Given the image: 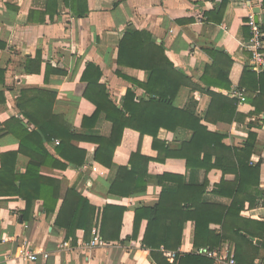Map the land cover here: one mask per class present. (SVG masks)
<instances>
[{"label": "crops", "instance_id": "0c3cea01", "mask_svg": "<svg viewBox=\"0 0 264 264\" xmlns=\"http://www.w3.org/2000/svg\"><path fill=\"white\" fill-rule=\"evenodd\" d=\"M262 4L263 0H87L89 13L79 18L64 0H0V172L2 155L17 152L20 148V140L5 128V123L12 118L24 119L18 106L24 90H44L55 94L52 115L69 125L72 134L82 137H109L112 132V123L105 118V113H101L94 122H87L97 109L85 96L88 84L82 80V75L88 64L101 68L103 75L100 82L106 85L110 99L120 108L129 88L135 90L137 101L149 99L137 85V82L148 81L149 72L118 65L119 45L129 30L150 32L154 40L165 48L175 67L202 88L191 90L183 87L176 105L185 109L191 105L193 108L191 101H196L194 111L202 123L211 132L225 134L224 144L233 148H242L250 131L254 132L257 138L249 165L256 166L261 162L259 171L248 181L246 191L236 195L230 192L233 186L218 192L222 180L231 185L237 182L233 171L223 172L217 167H187L186 159L179 157H170L162 163L151 161L146 177L147 190L122 197L111 193V187L120 169L130 166L132 153L139 150L143 156L150 158L159 155L153 147L152 136L140 137L137 131L127 128L121 145L115 150L111 167L96 160L98 145L91 140L79 138L71 141L69 147L87 153L85 164L77 166L58 154L56 148L61 141L53 139L46 142L45 147L68 167L43 166L40 172L62 182L57 208L46 213L43 201L38 199L25 217L27 202L23 197L5 192L7 190L0 193V264H22L20 253L25 249L50 254L48 258L40 256L35 264H157L151 251L142 244L146 219L141 223L138 237L133 239L132 235L135 211L159 203L162 186L157 176L163 173L182 175L189 185L207 182L200 203L215 206V209L207 210L205 216L206 220L212 218L208 230L219 237V240L214 239L215 244L210 242L212 239H206L197 245L196 223L189 220L184 226L181 246L173 252L184 256L197 254V249L201 247L229 248L236 257L240 256L238 264L241 258L246 261L242 264H248L252 257H255L253 264L264 261V229L259 228V224L264 222V113L260 117H248L244 123L224 121L217 112L208 116L212 97L206 91L211 89L228 96L227 92L231 89L208 88L203 82L206 68L213 65L207 50H217L233 61L230 66L232 88L241 87L244 69L249 66V53L244 47L250 36L246 22L253 11L259 10L258 14L262 16ZM30 61H35L33 66L30 65L34 71L27 68ZM39 65L40 72L36 71ZM47 65H50V75L46 79ZM56 69L66 73L58 74L53 71ZM116 70H121L132 81L119 77ZM211 75L213 80L214 72L211 71ZM243 88L246 89L247 100L238 102V111L249 114L254 110L251 100L256 93ZM85 117L88 120L83 126ZM26 122L24 119L23 123ZM249 122L253 123L252 128L248 126ZM28 128L35 129L32 124ZM192 135V131L178 128L174 132L161 129L158 137L167 143L170 150L179 151ZM75 148L64 151L74 152ZM216 159L214 156L208 163L213 165ZM30 160L27 155L19 154L15 173L25 174ZM233 160H224L221 164L228 166ZM94 166L97 172L93 170ZM5 176L13 182L10 174ZM257 176L259 184L255 185L254 177ZM70 187H75L99 209L108 204L127 208L123 215L121 241L106 242L103 247L91 249L88 247L91 236L86 238L84 230H78L75 239L66 238V230L56 221L62 199ZM258 189L263 194L257 199V205L251 206L250 198L258 197ZM236 197L244 202V206L239 212L236 210L228 215ZM189 207L190 212H196L191 202ZM222 217L225 224L219 221ZM239 226L262 235V238H250L258 246V251L240 239ZM244 252L246 255L243 256ZM168 261L179 264L177 256L174 261Z\"/></svg>", "mask_w": 264, "mask_h": 264}, {"label": "trees", "instance_id": "16d2710c", "mask_svg": "<svg viewBox=\"0 0 264 264\" xmlns=\"http://www.w3.org/2000/svg\"><path fill=\"white\" fill-rule=\"evenodd\" d=\"M86 1L64 0L66 6L79 18L89 13ZM262 5L264 8V0ZM207 53L212 58L213 65L206 68L203 82L208 88L231 89L230 66L233 61L224 52L207 50ZM34 64L35 61H30L27 65L28 70L34 71V69H30V65ZM118 65L149 72V79L146 83L137 82L149 99L137 101L135 90L129 88L125 95L124 105L120 108L110 99L106 85L100 82L103 75L101 68L92 63L88 64L82 75V80L88 84L85 96L97 109L89 120L84 118L83 126L86 124L84 123L86 120L94 122L101 113H105V118L112 123V132L109 137H82L72 134L69 125L52 115L55 94L44 90L23 91L18 106L27 122L23 123L24 119L18 117L5 123V128L12 131L20 140V148L17 152L4 153L1 157L0 193L7 190L5 192H13L14 195L23 197L27 202L25 217L30 214L33 202L38 199L43 201L46 213L55 211L61 197L62 182L41 175L40 171L43 166L66 169L68 164L51 155L45 147V143L56 138L60 139L61 142L56 148L58 154L68 163L82 166L86 162V151L75 147L74 152L66 151L74 149L69 147L74 139L91 140L98 145L96 160L106 167H111L115 150L121 145L127 128L137 131L140 137L152 136L153 147L158 150L159 155L157 158H150L143 156L139 150L133 152L130 166L120 169L118 177L111 187V193L128 197L132 194L145 192L149 163L151 161L162 163L170 157L185 158L187 167L204 166L207 169L217 167L221 168L223 172L233 171L237 175V182L231 185L222 180L218 185V192L222 193L232 186L234 188L230 192H234L236 195L246 191L248 181L255 172L259 171L261 166V162L256 166L249 165L257 138L254 132L250 131L242 148H233L224 144L225 134L211 132L202 123L201 118L194 111L197 105L196 101H191L193 108L191 105L186 109L177 106L176 99L183 87H189L191 90L202 88L195 84L192 78L175 67L167 56L165 48L158 44L148 31L129 30L124 34L119 45ZM36 71H41V65ZM53 71L61 75L66 73L59 69ZM211 71L215 74L213 80H211L213 78ZM116 74L132 81L121 70H116ZM49 75L50 65H47L46 79ZM240 82L242 88L246 87L256 93L255 98L251 100L254 110L249 114L240 112L236 99L210 89L206 91L212 97L208 116L217 112L219 118L224 121L244 123L248 117H260L264 113V72L257 74L247 66ZM30 124L34 125L35 129L30 130L28 128ZM248 126L252 128L253 123L249 122ZM178 128L188 129L193 132V135L191 140L183 143L179 151H173L158 136L161 129L174 132ZM19 154H25L31 159L25 174L15 173ZM202 155H204L203 159H201ZM214 156L217 157L216 163L211 165L208 162ZM232 158L234 159L231 161L232 164L230 163L228 166L221 164L222 161ZM6 174L12 176L13 182L6 178ZM157 177L162 186L160 201L153 207H141L135 211L132 238L138 237L141 223L143 219H146L147 227L142 244L143 247L151 251L152 258L157 264H171L163 250H178L182 243L184 226L189 220H194L196 223L197 245L206 239H212L210 242L213 244L217 243L215 240H219V237L208 230L212 218L206 220L205 216L206 211L215 209V206L200 203L207 188V182L201 185H189L182 175L172 173L158 174ZM16 183L19 185L17 186ZM254 183L255 185L259 184L258 176L254 177ZM257 194L258 197L256 195L254 198H250L251 206L257 205V199L263 193L258 189ZM190 202L195 205L196 212H190ZM233 205L234 207L228 212V215H232L236 210L239 212L244 206V202H240L236 197ZM126 210L127 208L124 206L112 204L99 209L82 196L75 187H70L62 199L56 224L66 230L67 239L71 237L75 239L78 230H84L86 238L89 239L92 229L96 227L98 234L105 242L121 241V227ZM223 219L222 217L219 221L225 224ZM259 228L264 229V222L259 224ZM237 229L240 239L258 251V246L254 245L250 238H262V235L242 226ZM241 231H244V234H241ZM176 256L179 264H213L211 259L198 254L179 256L177 252ZM236 259L240 260V256ZM254 259L255 257H252L250 261H247L248 264H253ZM244 262L246 261H242L241 258L239 264Z\"/></svg>", "mask_w": 264, "mask_h": 264}, {"label": "built area", "instance_id": "2783aa9c", "mask_svg": "<svg viewBox=\"0 0 264 264\" xmlns=\"http://www.w3.org/2000/svg\"><path fill=\"white\" fill-rule=\"evenodd\" d=\"M256 15H258V19L256 18ZM246 25L250 29V36L244 44L245 49L249 53V67L252 71L260 74L264 72V13L260 16L254 11L251 12ZM227 94L229 97L236 99L240 103L247 100L246 89L239 86H234L227 92ZM93 170L95 172L98 171L96 166H94ZM105 244L106 242L98 234L97 229L93 228L88 247L92 249L95 247H103ZM163 253L171 261H174L177 255V252L173 251L163 250ZM196 253L211 259L214 264H238L235 254L229 248L223 250L221 248L201 247L197 249ZM40 256L48 258L50 254L25 249L20 253L21 263L35 264ZM255 264H264V261H259Z\"/></svg>", "mask_w": 264, "mask_h": 264}, {"label": "water", "instance_id": "95a60500", "mask_svg": "<svg viewBox=\"0 0 264 264\" xmlns=\"http://www.w3.org/2000/svg\"><path fill=\"white\" fill-rule=\"evenodd\" d=\"M256 14H258L259 10L258 11H254ZM256 18L258 19V15H256Z\"/></svg>", "mask_w": 264, "mask_h": 264}]
</instances>
